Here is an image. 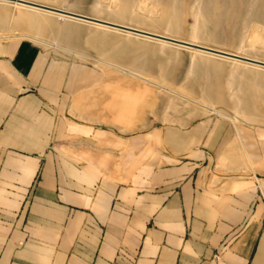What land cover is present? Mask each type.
<instances>
[{
  "label": "crops",
  "instance_id": "0c3cea01",
  "mask_svg": "<svg viewBox=\"0 0 264 264\" xmlns=\"http://www.w3.org/2000/svg\"><path fill=\"white\" fill-rule=\"evenodd\" d=\"M54 69L0 40V264H264L262 133L81 121Z\"/></svg>",
  "mask_w": 264,
  "mask_h": 264
},
{
  "label": "rangeland",
  "instance_id": "374dc122",
  "mask_svg": "<svg viewBox=\"0 0 264 264\" xmlns=\"http://www.w3.org/2000/svg\"><path fill=\"white\" fill-rule=\"evenodd\" d=\"M31 1L264 61V0ZM20 4L0 0V40L41 49L78 120L124 132L203 120L264 137L263 67Z\"/></svg>",
  "mask_w": 264,
  "mask_h": 264
},
{
  "label": "water",
  "instance_id": "95a60500",
  "mask_svg": "<svg viewBox=\"0 0 264 264\" xmlns=\"http://www.w3.org/2000/svg\"><path fill=\"white\" fill-rule=\"evenodd\" d=\"M6 1H11V2H18V3H22L25 5H29V6H33V7H37L40 9H44L47 11H51V12H55V13H60V14H64L67 16H71L74 18H78V19H82L85 21H89V22H93V23H97V24H102L105 26H109L110 28H115V29H119L122 31H126V32H130L133 34H138V35H142L148 38H153L156 40H162L164 42H168L171 44H176L179 46H183V47H188L191 49H195V50H199L202 52H207L210 54H216L219 56H223L226 58H231V59H235V60H239L242 62H246L249 64H253L256 66H261L264 68V61L262 60H258V59H254V58H250V57H246L240 54H235L229 51H225V50H221V49H217V48H213V47H209V46H204V45H200V44H195L189 41H185V40H181V39H177L171 36H166L163 34H158V33H154L151 31H146V30H142V29H138V28H134L131 26H127V25H122V24H118L109 20H104V19H100L97 17H93V16H89L86 14H82V13H78V12H74V11H70V10H66L63 8H59V7H55V6H51V5H47V4H43V3H39V2H35V1H31V0H6Z\"/></svg>",
  "mask_w": 264,
  "mask_h": 264
},
{
  "label": "bare ground",
  "instance_id": "6f19581e",
  "mask_svg": "<svg viewBox=\"0 0 264 264\" xmlns=\"http://www.w3.org/2000/svg\"><path fill=\"white\" fill-rule=\"evenodd\" d=\"M19 4V3H18ZM20 5H22V4H20ZM25 6V5H24ZM26 7H30V6H26ZM32 8V7H31ZM32 9H37V10H40V9H38V8H35V7H33ZM68 9V8H67ZM70 10V9H69ZM36 11V10H35ZM55 15H58V19H62L63 21H65L66 20V16H64V15H62V14H55ZM113 21V20H112ZM115 22V21H114ZM168 36V35H167ZM175 38V37H174ZM236 54H238V53H236ZM210 109V108H209Z\"/></svg>",
  "mask_w": 264,
  "mask_h": 264
}]
</instances>
